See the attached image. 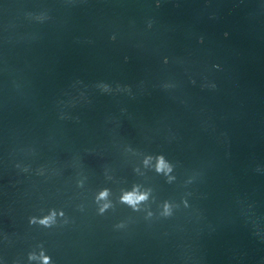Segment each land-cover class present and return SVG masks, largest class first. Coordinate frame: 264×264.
<instances>
[{
  "label": "water",
  "instance_id": "95a60500",
  "mask_svg": "<svg viewBox=\"0 0 264 264\" xmlns=\"http://www.w3.org/2000/svg\"><path fill=\"white\" fill-rule=\"evenodd\" d=\"M0 264H264V0H0Z\"/></svg>",
  "mask_w": 264,
  "mask_h": 264
},
{
  "label": "clouds",
  "instance_id": "9594fccd",
  "mask_svg": "<svg viewBox=\"0 0 264 264\" xmlns=\"http://www.w3.org/2000/svg\"><path fill=\"white\" fill-rule=\"evenodd\" d=\"M159 164H160V167L158 168V170H160L161 168L164 167V162H163L162 157L159 158ZM100 195H101V197L106 196L107 190L106 189L102 190ZM143 198H145V197L141 196L138 199H143ZM122 199L124 200V202L130 203V204H134L136 202L135 200H133L131 195H126L125 197H122ZM101 211H103V209H101ZM54 215L55 214L53 213L52 215L45 216V217L41 218L39 222L41 224H43L44 226L48 227V226H50L51 222L53 221ZM45 261L47 262V257H45Z\"/></svg>",
  "mask_w": 264,
  "mask_h": 264
}]
</instances>
